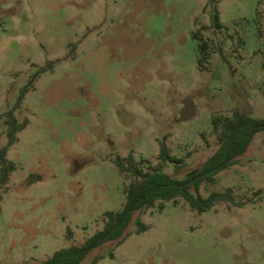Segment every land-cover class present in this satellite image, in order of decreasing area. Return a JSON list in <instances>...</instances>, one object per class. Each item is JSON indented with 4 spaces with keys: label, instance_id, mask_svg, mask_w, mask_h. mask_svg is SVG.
<instances>
[{
    "label": "rangeland",
    "instance_id": "obj_1",
    "mask_svg": "<svg viewBox=\"0 0 264 264\" xmlns=\"http://www.w3.org/2000/svg\"><path fill=\"white\" fill-rule=\"evenodd\" d=\"M235 111L264 118V0H0V148L6 114L29 123L0 184V264L87 246L126 204L117 158L151 171L165 142L184 162L164 171L186 180L218 150L213 121ZM228 189L240 207L199 214L180 198L135 213L123 244L80 264H264V132L200 193Z\"/></svg>",
    "mask_w": 264,
    "mask_h": 264
},
{
    "label": "trees",
    "instance_id": "obj_2",
    "mask_svg": "<svg viewBox=\"0 0 264 264\" xmlns=\"http://www.w3.org/2000/svg\"><path fill=\"white\" fill-rule=\"evenodd\" d=\"M212 24L216 30L223 28L218 11L212 17ZM199 52L203 57L208 56V45L200 44ZM45 71L46 69L43 68L39 74ZM29 89L30 87H27L21 94V103ZM5 117L8 127V145L0 148L1 185L7 184L10 175L16 169L15 164L7 160V154L10 148L17 144V135L29 124L27 120L19 124L12 112L6 114ZM213 126L214 131L218 133V150L201 169L189 174L186 180H178L164 171L168 164L184 162L183 159L172 155V151L165 142L160 143L159 165L151 171L141 169L135 163L133 156H129L127 159L117 158L114 161L115 166L124 176L133 178L125 190L126 204L123 211L107 213L108 221L105 230L94 236L87 246L62 249L44 264H80L93 246L110 241H118V245H121L127 239L124 235L135 213L154 208L164 211L167 203L177 202L180 198L189 205L192 211L199 214L211 211L220 203H229L240 207L241 204L235 201L232 189L225 192H213L209 196L203 197L200 187L204 182H215L221 172L237 165L238 158L247 152L254 136L259 132H264V118L255 119L235 111L231 118L215 119ZM137 224L140 227V233L146 231V226L143 223L139 221ZM97 263L98 260L93 264Z\"/></svg>",
    "mask_w": 264,
    "mask_h": 264
},
{
    "label": "water",
    "instance_id": "obj_3",
    "mask_svg": "<svg viewBox=\"0 0 264 264\" xmlns=\"http://www.w3.org/2000/svg\"><path fill=\"white\" fill-rule=\"evenodd\" d=\"M194 116H195V107H194L193 101L191 99H187L184 102V108L181 111V120L183 122H186V121L190 120L191 118H193ZM34 179L35 178L32 177L30 179V182L33 183L32 181Z\"/></svg>",
    "mask_w": 264,
    "mask_h": 264
}]
</instances>
